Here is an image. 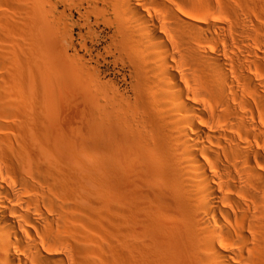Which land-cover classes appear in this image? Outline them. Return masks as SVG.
Instances as JSON below:
<instances>
[{"label":"bare ground","instance_id":"1","mask_svg":"<svg viewBox=\"0 0 264 264\" xmlns=\"http://www.w3.org/2000/svg\"><path fill=\"white\" fill-rule=\"evenodd\" d=\"M76 1L128 88L74 60L75 147L52 30L20 58L0 45V264H264V0Z\"/></svg>","mask_w":264,"mask_h":264},{"label":"rangeland","instance_id":"2","mask_svg":"<svg viewBox=\"0 0 264 264\" xmlns=\"http://www.w3.org/2000/svg\"><path fill=\"white\" fill-rule=\"evenodd\" d=\"M78 3L75 0H53L50 5L48 0L45 8L48 19L47 22H42L39 17L40 11L44 10L41 0H0V38L6 37L0 40V45L12 49L14 57L10 55V59L20 58L30 45H40V24L52 30L47 39L55 64L56 80L62 86L52 93L53 99L51 94L49 97L55 100L54 108L57 106L60 112L59 131L66 134L75 147L82 144L83 136L87 132L88 83L85 75L75 67L74 60L80 66H85L86 62L96 66V61L100 60L103 63L101 70L105 80L118 83L123 90L128 88L123 80L128 71L122 65L116 64L114 55L107 53L113 29L105 22L96 24L94 18L91 25L87 26L85 18L81 16L84 10L80 9ZM22 70V77L16 74L19 82H25L29 77V72L25 73L28 69ZM30 92L32 91L25 86L19 94L23 99H33L35 95Z\"/></svg>","mask_w":264,"mask_h":264}]
</instances>
